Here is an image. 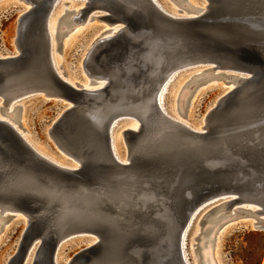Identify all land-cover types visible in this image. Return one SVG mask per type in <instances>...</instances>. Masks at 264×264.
Listing matches in <instances>:
<instances>
[{
    "label": "water",
    "instance_id": "1",
    "mask_svg": "<svg viewBox=\"0 0 264 264\" xmlns=\"http://www.w3.org/2000/svg\"><path fill=\"white\" fill-rule=\"evenodd\" d=\"M17 1V52L0 56V215L25 227L6 264H60V247L77 237L93 242L64 264H192L189 232L219 202L210 213L245 210L244 225L264 231V0H206L195 14L161 0ZM84 23L101 26L81 63L103 84L92 91L53 62ZM195 70L192 87L233 84L200 128L163 108ZM34 97L64 104L47 129L56 155L4 116ZM126 122L138 128L118 137Z\"/></svg>",
    "mask_w": 264,
    "mask_h": 264
},
{
    "label": "rangeland",
    "instance_id": "2",
    "mask_svg": "<svg viewBox=\"0 0 264 264\" xmlns=\"http://www.w3.org/2000/svg\"><path fill=\"white\" fill-rule=\"evenodd\" d=\"M161 2L164 6L173 10L190 9L191 11H194V8L203 7L207 3L206 0H161ZM81 6L82 4H77V8ZM22 8V4L17 0H0V56H7L17 52L14 40L17 18ZM63 12L64 8L62 7L59 10V15ZM57 17L53 18L52 27L55 26ZM83 25L66 34L61 40L58 54H55V60H57V66L59 67L61 64V69L71 77V80L86 82L87 80L81 69L82 59L88 46L100 34L101 26L93 23V25L85 28ZM52 30L54 31L53 28ZM52 44L54 47V39ZM192 72L183 73L174 81L172 90L166 97V107L167 111L173 116L178 119H184L183 121L188 119L193 127H199L203 124L204 116L214 105L217 98L228 90L232 84H225L223 81H212L200 88L193 86L190 88L189 94L184 96L189 90L190 85L187 82ZM19 104L21 107L19 109L16 107L15 112H18L21 129L26 132L25 137L29 139L28 141L41 152L58 154L53 143L48 138L47 129L61 109H63L64 104L57 100L37 97L23 100ZM179 105L183 106L181 112L187 115L186 117L184 116L185 118L178 114L177 107ZM4 113V116L8 117L7 112L5 111ZM130 123L133 122H126L120 126L119 131L116 133L118 137L121 135L120 132L129 126ZM60 160L65 162L64 160L66 159L62 157ZM220 203L205 208L199 214L189 232L188 253L191 263L199 264L195 248L202 246L204 238L212 237L214 241L209 246L212 251L213 264H264V231L246 227L244 222L247 223L250 220L238 218L217 231L218 224L210 236H205L204 230L210 226L208 221L215 215L216 209L211 211V213L209 211ZM207 219L208 221L206 222ZM24 227L25 223L16 218L5 225H1L0 264H6L9 257L14 253ZM91 242L93 240L88 237H77L67 240L60 247L57 256L58 262L64 264L75 253ZM198 253L200 256V248Z\"/></svg>",
    "mask_w": 264,
    "mask_h": 264
},
{
    "label": "bare ground",
    "instance_id": "3",
    "mask_svg": "<svg viewBox=\"0 0 264 264\" xmlns=\"http://www.w3.org/2000/svg\"><path fill=\"white\" fill-rule=\"evenodd\" d=\"M205 6H203V7H200V8H194V7H192V8H194L195 10L194 11H191L190 9H183V10H179V9H170L169 8V10L172 12V13H181V14H195V13H197V11L198 10H201L202 8H204ZM85 24V23H84ZM83 25V24H82ZM81 25V26H82ZM55 28V27H54ZM53 28V29H54ZM74 30H76V28H74L73 30H71V31H69L68 33H71V32H73ZM65 31H67V28H66V26H65V23H63L62 25H61V30H60V36H62L63 34H64V32ZM54 34H55V29H54V31L52 30V28L50 29V36H51V46H52V48L54 49V47H53V44H52V41H53V39H54ZM52 53L54 54V52L52 51ZM55 55H53V62H54V65H55V67L58 69V71L60 72V70H59V67L57 66V60H55ZM59 65V64H58ZM201 73V70H197V71H194V72H192L190 75H189V80H188V82L187 83H189V90L187 91V93L184 95V96H186L187 94H189V91H190V88H192V83H194V78L196 77V76H199V74ZM196 74V75H195ZM194 76V77H193ZM71 81H73V80H71ZM90 80H88L87 79V81L86 82H83L82 83V85L85 87V88H88L89 90H96V89H98V88H101L102 86H103V84H100V83H97V84H95V85H93V84H91L90 82H89ZM98 85V86H97ZM230 85V84H229ZM233 87V84L231 85V86H229V88H228V90L229 89H231ZM227 91V90H226ZM225 91V92H226ZM225 92H223V94L225 93ZM180 95V94H179ZM179 99H180V97H179ZM1 104V103H0ZM166 111H167V107H166V105L163 107ZM15 109H17V108H15ZM15 109H14V107L12 106V104L8 107V109H7V116L9 117V118H11V119H13V120H16V121H19V116H18V112H15ZM18 109H19V106H18ZM181 109H183V106H178L177 107V110H178V114L180 115V116H182V118H184V114L181 112ZM167 113H169L168 111H167ZM170 114V113H169ZM170 115H172V114H170ZM173 116V115H172ZM175 117V116H174ZM3 118V117H2ZM175 118H177V117H175ZM188 118V117H187ZM4 119H7V118H4ZM178 119V118H177ZM178 120H181V121H183L184 119H178ZM183 122H185L186 124H188L189 126H192L191 125V123L188 121V119H186V121H183ZM15 125V124H14ZM203 125V124H202ZM201 125V126H202ZM16 126V125H15ZM201 126H199V127H195V128H200ZM126 128H138V124L136 123V122H133V123H130V125L129 126H127ZM21 133H22V135L24 136V138L28 141L29 139L28 138H26L25 136H26V132L25 131H22L21 129L19 130ZM122 132V131H121ZM121 132H120V134H121ZM30 144H31V142L30 141H28ZM33 145V144H32ZM246 215H248V212L247 211H245V210H241V209H230V210H226V207H225V205H219L217 208H216V211H215V215L211 218V219H209V221L208 222H210V226H208L205 230H204V234H205V236H210V234L212 233V231L214 230V228H215V226H217L218 224H219V226H218V230L217 231H219L222 227H224L226 224H228L229 222H232V221H234V220H236V219H238V218H245V217H247ZM4 214H1L0 215V227H1V225H4V222H5V219H4ZM228 218H230V219H228ZM247 219V218H246ZM3 223V224H2ZM251 223H253V222H251ZM250 223V224H251ZM186 232L184 233V236H183V240H182V243H183V248H184V246H186L187 245V239H186ZM213 238L212 237H209V238H204V242L202 243V246H200L199 248H200V257H201V261H202V264H213L212 263V259H213V257H212V251L210 250V246H209V244L211 243V244H213ZM203 249H204V251H203ZM58 256V255H57ZM184 256H185V259L187 260V257H186V252H184ZM57 261H58V259H57Z\"/></svg>",
    "mask_w": 264,
    "mask_h": 264
}]
</instances>
